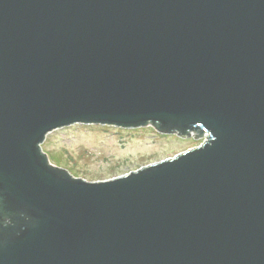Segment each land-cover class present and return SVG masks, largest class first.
<instances>
[{
    "label": "water",
    "instance_id": "obj_1",
    "mask_svg": "<svg viewBox=\"0 0 264 264\" xmlns=\"http://www.w3.org/2000/svg\"><path fill=\"white\" fill-rule=\"evenodd\" d=\"M76 123L207 140L88 182ZM0 264H264V0H0Z\"/></svg>",
    "mask_w": 264,
    "mask_h": 264
},
{
    "label": "rangeland",
    "instance_id": "obj_2",
    "mask_svg": "<svg viewBox=\"0 0 264 264\" xmlns=\"http://www.w3.org/2000/svg\"><path fill=\"white\" fill-rule=\"evenodd\" d=\"M196 145L191 137L162 135L151 126L75 124L48 133L42 147L52 164L94 181L122 175Z\"/></svg>",
    "mask_w": 264,
    "mask_h": 264
},
{
    "label": "bare ground",
    "instance_id": "obj_3",
    "mask_svg": "<svg viewBox=\"0 0 264 264\" xmlns=\"http://www.w3.org/2000/svg\"><path fill=\"white\" fill-rule=\"evenodd\" d=\"M87 124H90V123H87ZM174 136H177V137H187V136H190V137H199V136H201L200 134H198V133H196V132H193V131H191L189 134H186V135H181V134H178V133H176V132H174ZM205 143V142H204ZM204 143H203V145H204ZM203 145H201V146H203ZM182 154H184V151L183 152H180L179 154H177V156H173V157H171V158H168V159H172V158H177V157H179L180 155H182ZM167 160V159H166ZM125 174H123V176H124Z\"/></svg>",
    "mask_w": 264,
    "mask_h": 264
}]
</instances>
